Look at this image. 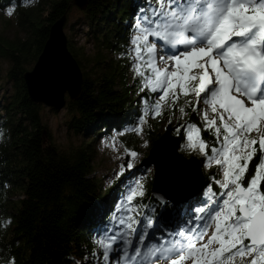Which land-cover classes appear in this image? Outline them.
I'll use <instances>...</instances> for the list:
<instances>
[{"label":"snow or ice","instance_id":"obj_1","mask_svg":"<svg viewBox=\"0 0 264 264\" xmlns=\"http://www.w3.org/2000/svg\"><path fill=\"white\" fill-rule=\"evenodd\" d=\"M134 28L130 67L141 93L158 94L152 102L142 97L140 125L165 108H178L181 117L190 109L215 144L186 123V150L203 155L207 167L215 164L220 178L202 186L206 199L197 193L194 211L189 205L190 226L163 240L138 230L133 201L145 195L144 186L130 188L116 209L126 215L96 240L104 264H264V0H145ZM154 226L149 221L145 229Z\"/></svg>","mask_w":264,"mask_h":264},{"label":"trees","instance_id":"obj_2","mask_svg":"<svg viewBox=\"0 0 264 264\" xmlns=\"http://www.w3.org/2000/svg\"><path fill=\"white\" fill-rule=\"evenodd\" d=\"M13 1L0 0V5H12ZM22 2L16 4L21 6ZM73 2L40 0L33 9H21L17 16L25 37H0V58L9 62L8 78L14 83L13 93L0 97V256L11 257L15 264H98L101 250L96 243L100 227L97 213L102 204L112 201L111 194L122 188L115 184L100 198L101 189L92 177L90 147L96 136L119 129L129 118L133 120V110L143 108L142 97L147 95L152 102L158 96L141 93L138 78L131 85L134 74L126 55L135 33V15L145 0L142 4L135 0H88L83 11L85 26L98 51L89 56L68 39L69 50L85 70L82 96L69 100L66 108L70 113L68 129L87 143L63 150L53 141L44 121V106L30 100L24 74L36 64L50 28L64 16L67 27ZM187 111L186 123L199 127L201 137L209 146L214 145L215 138L204 130L200 117ZM179 116L178 108L174 113L165 108L160 120L149 121L146 132L151 143L169 134L179 136L183 142ZM123 139L127 146L128 142L138 143L133 136ZM205 178L209 183L211 177ZM213 187L217 191V186ZM134 201L156 203L149 191L145 198ZM169 214L167 210L166 218Z\"/></svg>","mask_w":264,"mask_h":264},{"label":"rangeland","instance_id":"obj_3","mask_svg":"<svg viewBox=\"0 0 264 264\" xmlns=\"http://www.w3.org/2000/svg\"><path fill=\"white\" fill-rule=\"evenodd\" d=\"M135 1L139 4H142L143 2V0ZM39 3L40 0H23L21 6H18L14 0L12 7L0 10V37L8 40H17L24 38L25 33H23L22 31L17 15L21 11V9H33L37 7ZM12 9H14V14L8 16L7 12ZM85 22L84 12L76 6H73L68 14V25L65 28V33L68 39L73 42L75 48H84L87 55L93 56L98 50L94 46L90 36L86 34L88 33V28L87 26H85ZM161 67H163V65H161ZM9 68V62L5 59L0 58V97H8L14 91V83H12L8 78ZM84 70L85 69L83 68V71ZM131 74H133V71H131ZM134 81L135 77L130 80L131 85H133ZM68 102L69 99L67 97V104ZM140 103L143 104L142 98L140 99ZM67 104L62 110H55L44 107L43 114L44 121L48 125L50 137H52L53 141L63 150H73L79 148L80 146H85L87 142L86 140L84 141L82 137L75 135L73 131H70L68 129L67 122L69 121L70 113H68V110L66 109ZM177 118L178 117L173 119L174 123L177 122ZM179 118L181 123L185 125L186 116H179ZM157 119L160 120L161 118H153L152 116H150L146 118V122L143 125H140L139 117H136L134 119V124L128 125V127L125 126L127 128L123 129L122 131H112L111 133L106 132L102 135L96 136L94 143H92L90 147V151L93 152L94 159V170L92 177L95 179L101 189V192L99 194L100 198L103 197V194L108 192L116 182L120 183V188L124 187V192L122 191L121 193H119L118 190L116 191V196L119 197L116 203L113 205H110L108 203V205H110V210L113 212V216L111 217L108 224L107 222L103 223V226L101 228L102 231L107 225H109L107 227H112L113 223L118 224V220L126 215V213L122 211L117 212L116 209L119 208L122 203L126 202V195L129 194L130 188H134L137 183H142L144 186V193L149 191L147 186L152 182L155 170L153 166L151 168L143 167V161L149 156L150 150L152 148V143L147 137L146 130L149 121L154 122V120L156 121ZM140 127H142L143 129L142 133L136 130ZM150 130H152V128ZM183 135L185 137L183 142H181L180 144L179 153L182 154L185 158L194 156L199 158L200 160H203V173L211 177V181L209 184H212L213 177H215L216 179L220 178L217 175L218 168L215 164H213L211 167H207V161L205 157L199 152L186 150V128H183ZM127 136H133L134 140L138 143L134 144V142H128L129 145L127 146V141H124L123 139ZM131 151L137 152L138 155L136 157H131L129 154ZM127 163H133V168L127 169ZM121 172L123 173L122 175H120ZM129 173H131L130 176H128ZM125 175L126 177H128L122 179V177ZM217 190L219 191L218 187ZM206 193L207 188L204 189L199 199H206ZM196 204L197 199H194L191 205L192 211H194ZM133 207L135 206L133 205ZM179 207L180 206H175L174 210H178ZM109 208H107L106 206L104 209ZM149 209H154V205H149ZM187 214H191L190 209L187 211ZM188 215L186 217V220L188 219ZM113 218H115V220ZM175 220V223H177L178 218H176ZM102 231H100V234L102 233ZM141 231H144V229H142ZM151 233H153L152 229ZM164 233H166V231ZM11 260V257L0 256V264H10Z\"/></svg>","mask_w":264,"mask_h":264},{"label":"water","instance_id":"obj_4","mask_svg":"<svg viewBox=\"0 0 264 264\" xmlns=\"http://www.w3.org/2000/svg\"><path fill=\"white\" fill-rule=\"evenodd\" d=\"M80 10H86L88 0H74ZM67 17L64 16L51 28L43 50L32 68L24 74V82L30 100L40 106L62 110L70 101L82 96L83 71L69 50L65 34ZM53 67L56 69L52 71ZM181 138L166 135L152 144L143 166L154 167L148 190L161 204L176 205L191 202L202 194L206 178L202 162L197 157L185 158L179 153ZM178 202V203H177Z\"/></svg>","mask_w":264,"mask_h":264},{"label":"clouds","instance_id":"obj_5","mask_svg":"<svg viewBox=\"0 0 264 264\" xmlns=\"http://www.w3.org/2000/svg\"><path fill=\"white\" fill-rule=\"evenodd\" d=\"M4 10V9H3ZM66 34V33H65ZM67 36V35H66ZM118 189H120V187L118 186L117 187ZM119 191V190H118ZM115 193V194H114ZM114 193H112L111 195L112 196H110V199L112 198V201H114V199H116V191H114ZM112 201L110 200V201H108V202H106L107 203V205H105V206H107V208H109L110 207V205L112 204ZM108 203L110 204V205H108ZM104 206V204H102V207ZM102 207H101V210L97 213V217L98 218H96L97 219V222L99 223V224H101V222H102V219L106 216V214L104 213L105 212V209H102ZM102 212H103V214H102ZM98 214H100V215H98ZM103 216H102V215Z\"/></svg>","mask_w":264,"mask_h":264},{"label":"bare ground","instance_id":"obj_6","mask_svg":"<svg viewBox=\"0 0 264 264\" xmlns=\"http://www.w3.org/2000/svg\"><path fill=\"white\" fill-rule=\"evenodd\" d=\"M18 2V0H15V3H17ZM18 4V3H17ZM1 7H2V9H8V8H10V7H12V5H8V6H4V4H2L1 3V5H0ZM86 34H90V33H86ZM134 113H135V111L133 110V112H132V117H133V115H134ZM131 121V119L129 118L127 121H124V123H122L121 125H124V124H127L128 125V122H130ZM143 167H145V166H143ZM129 175H131V173L129 174ZM128 175V176H129ZM127 176V177H128ZM126 177V178H127ZM121 190H123V192H124V187H123V189H121ZM189 205H192V203H189L188 205H187V208H188V210H189ZM197 205V204H196ZM171 232H172V230H171ZM168 235V234H167ZM170 238H172V236H170V235H168ZM147 243L148 244H151L152 243V241H151V239H149L148 241H147ZM145 251H146V249H145Z\"/></svg>","mask_w":264,"mask_h":264}]
</instances>
